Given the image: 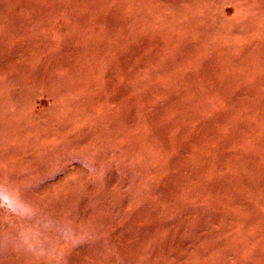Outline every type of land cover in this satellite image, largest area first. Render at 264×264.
<instances>
[{
  "label": "rangeland",
  "instance_id": "obj_1",
  "mask_svg": "<svg viewBox=\"0 0 264 264\" xmlns=\"http://www.w3.org/2000/svg\"><path fill=\"white\" fill-rule=\"evenodd\" d=\"M0 264H264V0H0Z\"/></svg>",
  "mask_w": 264,
  "mask_h": 264
}]
</instances>
